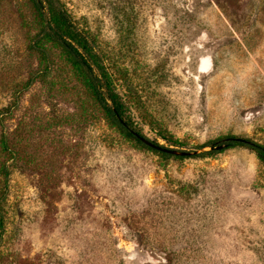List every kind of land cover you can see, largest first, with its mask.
<instances>
[{"label": "rangeland", "instance_id": "obj_1", "mask_svg": "<svg viewBox=\"0 0 264 264\" xmlns=\"http://www.w3.org/2000/svg\"><path fill=\"white\" fill-rule=\"evenodd\" d=\"M62 1L144 136L198 152L123 137L58 61L67 84L37 82L5 120L19 154L0 264H264V163L246 146L212 149L264 144V0ZM25 5L0 0V107L37 67Z\"/></svg>", "mask_w": 264, "mask_h": 264}, {"label": "trees", "instance_id": "obj_2", "mask_svg": "<svg viewBox=\"0 0 264 264\" xmlns=\"http://www.w3.org/2000/svg\"><path fill=\"white\" fill-rule=\"evenodd\" d=\"M26 5L22 7L27 11H22V26L25 29L28 51L38 62L27 80L16 83L10 103L0 107V125L3 129L0 139V154L3 156L0 159V241L4 230L2 203L6 198L5 190L11 173L10 161L19 154L5 131V120L18 108L22 93L37 82L54 94L60 91H57L58 84L61 87L67 84L55 79L58 61L64 60V65L83 87L91 105L101 108L110 124L123 137L163 156H174L148 146L137 137L136 134L144 135V132L135 120L131 103L118 90L116 75L105 63V58L96 47L98 44L77 23L66 4L62 0H26ZM236 145L252 149L264 163V144L249 139L228 142V146ZM216 151L218 150L205 151L202 154Z\"/></svg>", "mask_w": 264, "mask_h": 264}, {"label": "water", "instance_id": "obj_3", "mask_svg": "<svg viewBox=\"0 0 264 264\" xmlns=\"http://www.w3.org/2000/svg\"><path fill=\"white\" fill-rule=\"evenodd\" d=\"M137 137L144 142L145 144H147L150 147H153L155 149H158L160 151H164L170 154H174V155H191V154H195L198 151H188V150H180L177 148H173V147H167V146H163L162 144H158L154 141H152L151 139L147 138L144 135H140V134H136ZM233 140H241V141H247L246 138L243 137H226L223 139V143H218L216 146H212V149L216 148V149H222L224 147H226L228 145V142L233 141Z\"/></svg>", "mask_w": 264, "mask_h": 264}]
</instances>
